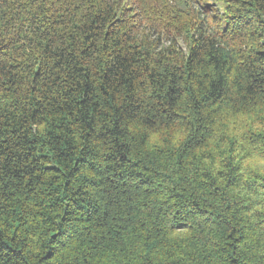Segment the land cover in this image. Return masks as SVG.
I'll return each instance as SVG.
<instances>
[{"label": "trees", "instance_id": "16d2710c", "mask_svg": "<svg viewBox=\"0 0 264 264\" xmlns=\"http://www.w3.org/2000/svg\"><path fill=\"white\" fill-rule=\"evenodd\" d=\"M0 264H264V0H0Z\"/></svg>", "mask_w": 264, "mask_h": 264}]
</instances>
